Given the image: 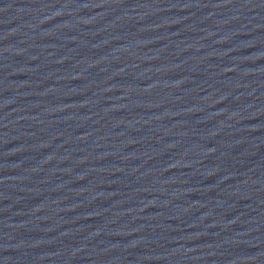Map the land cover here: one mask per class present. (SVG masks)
<instances>
[{"label":"water","instance_id":"1","mask_svg":"<svg viewBox=\"0 0 264 264\" xmlns=\"http://www.w3.org/2000/svg\"><path fill=\"white\" fill-rule=\"evenodd\" d=\"M0 264H264V0H0Z\"/></svg>","mask_w":264,"mask_h":264}]
</instances>
